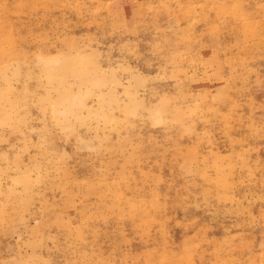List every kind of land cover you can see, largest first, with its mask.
I'll use <instances>...</instances> for the list:
<instances>
[{"label":"rangeland","instance_id":"374dc122","mask_svg":"<svg viewBox=\"0 0 264 264\" xmlns=\"http://www.w3.org/2000/svg\"><path fill=\"white\" fill-rule=\"evenodd\" d=\"M0 264H264V0H0Z\"/></svg>","mask_w":264,"mask_h":264}]
</instances>
